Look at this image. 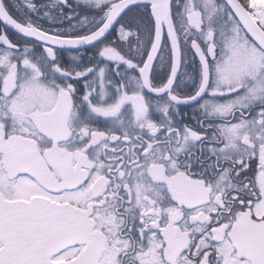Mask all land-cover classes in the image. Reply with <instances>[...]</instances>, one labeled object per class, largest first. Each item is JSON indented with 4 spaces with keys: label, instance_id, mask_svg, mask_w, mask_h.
Listing matches in <instances>:
<instances>
[{
    "label": "snow or ice",
    "instance_id": "6c2138e0",
    "mask_svg": "<svg viewBox=\"0 0 264 264\" xmlns=\"http://www.w3.org/2000/svg\"><path fill=\"white\" fill-rule=\"evenodd\" d=\"M0 264H264V0H0Z\"/></svg>",
    "mask_w": 264,
    "mask_h": 264
}]
</instances>
